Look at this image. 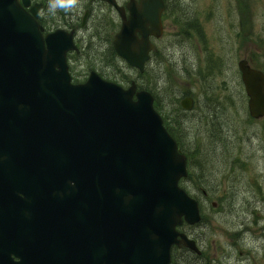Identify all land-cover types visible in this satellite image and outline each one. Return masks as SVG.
<instances>
[{"label":"water","instance_id":"water-1","mask_svg":"<svg viewBox=\"0 0 264 264\" xmlns=\"http://www.w3.org/2000/svg\"><path fill=\"white\" fill-rule=\"evenodd\" d=\"M144 4L152 25L131 17L113 41L142 72L164 8L162 0ZM24 5L0 0V264H18L9 257L21 246L40 252L25 264H170L174 244L194 249L177 230L199 220L179 186L186 158L152 94L96 72L73 84L72 36L44 39ZM239 67L251 115L264 116V74L246 59ZM181 104L191 109L192 99Z\"/></svg>","mask_w":264,"mask_h":264},{"label":"flooded vegetation","instance_id":"flooded-vegetation-1","mask_svg":"<svg viewBox=\"0 0 264 264\" xmlns=\"http://www.w3.org/2000/svg\"><path fill=\"white\" fill-rule=\"evenodd\" d=\"M114 1L115 4L107 0H77L74 4H68L66 0H29L30 4L26 10L35 9L36 19L42 25L44 35L62 31L61 36L68 38L71 34L76 48L68 51L67 61L73 82L79 76L82 79L81 82H85L92 71L97 72L104 79H109L110 72L118 71L119 54L115 50L113 40L122 25L131 17L135 25L136 18L140 25H152V22H147V17L144 14V2L147 0ZM162 1L164 8L161 11L160 22L163 25V34L160 37L154 35L149 37L150 41L157 46V49L150 53V61L156 59L157 55L161 53L160 42L164 38L165 27L170 25L168 16L173 0ZM134 10L135 13H133ZM190 15L195 16V12L188 14L185 11L184 17L175 21L176 24L173 23V25H181L180 33L182 35L191 29L188 25L195 23V21H191L193 17ZM92 25L97 26V29L91 31ZM102 25L106 29L105 31L100 29ZM82 30H84V35H80ZM117 30L119 31L117 32ZM99 35H102L104 38H101L106 40L105 49L101 50L104 55L103 66H89L85 75L79 74L77 68L86 59L83 57L88 54L86 48L90 44L92 45L87 42ZM184 43H187L186 39ZM248 61L252 67L264 72V65L257 66L250 59ZM183 70L189 72L186 56L183 58ZM246 95L249 108L250 98L247 91ZM185 97L192 99V108L190 109L192 110L196 105L195 95L188 93ZM196 113L201 125V135L205 134L208 137L207 149L204 148L202 140L199 141L195 152L186 149L180 135L178 144L179 150L187 162V175L181 178L180 186L194 200L199 212V220L196 223L189 225L184 222L179 230L193 240L195 248L191 249L183 244L174 245L171 252V264H179L180 260L187 264H214L216 254L220 256L217 259L218 264H229L234 253L231 250L232 245L237 248V255L232 258V264H264V262L261 263V214L252 215L251 219H240V215L246 214L249 207L253 206V213L261 212V159L264 157L261 119H264V116L260 115L258 118L251 116L259 120L260 124L258 141L255 144V142L248 141L250 138L248 134L230 136L229 131L223 127L218 114L208 101L199 102ZM250 146L254 148L250 149ZM255 157L259 162L257 174H255ZM191 182L195 184L194 188L191 187ZM222 206L225 208L221 209ZM217 209L221 212L232 213L235 211L239 218L233 222V226H229L228 223L227 225L223 223L220 226L221 233L227 236L225 244L204 246L206 238L208 239L214 233L216 226L212 222V218ZM187 227H193L195 235L187 231ZM17 251L18 255L10 252L9 262L24 264L27 260L26 248L21 246ZM183 251H187L193 258L192 261L188 260V254ZM36 254L34 251L35 257ZM101 264H106L104 257Z\"/></svg>","mask_w":264,"mask_h":264},{"label":"rangeland","instance_id":"rangeland-1","mask_svg":"<svg viewBox=\"0 0 264 264\" xmlns=\"http://www.w3.org/2000/svg\"><path fill=\"white\" fill-rule=\"evenodd\" d=\"M185 11L188 14L195 12V16L190 15L193 17L191 21L195 23L188 25L191 29L182 35L181 25L173 23L176 24L175 21L183 18ZM168 23L170 25L165 27L164 38L160 42L162 50L157 58L149 60L145 70L141 72L118 56V71L109 73L110 81L123 87H128L131 81H135L142 88L154 90L158 111L162 116L168 117L176 136L179 138L180 135L186 149L192 152L196 151L200 140L204 141L205 149L208 147V137L201 135V125L196 113L197 104L203 100L213 106L230 136L248 134V141L256 144L260 124L259 120L250 115L238 62L247 58L257 66L264 65V0H173ZM95 29V25L90 27L91 31ZM100 29L106 30L103 25ZM80 35H84V30ZM101 37L103 36L99 35L87 42L92 45L86 48L88 54L83 56L86 59L77 68L79 74L85 75L89 66H103L104 55L101 50L105 49L106 40ZM185 39L187 43H184ZM184 56L187 57L189 72L183 70ZM188 93L196 97V105L192 110H186L181 104ZM261 138H264V119H261ZM251 148L254 147L250 146ZM258 163V158L255 157V174L258 173ZM190 185L195 187L193 182ZM224 208L225 206L221 207ZM258 214H261L263 263L264 157L261 159V212L253 213L252 206L246 214L240 215V219H251L252 215ZM238 218L235 211L230 213L215 210L212 222L216 227L214 233L206 238L204 246L225 244L227 236L221 233L220 226L223 223L233 226ZM187 231L195 235L193 227H187ZM231 250L234 253L229 264H232V258L237 255L236 247L232 245ZM218 256L216 254L214 264H218ZM187 258L189 261L193 259L189 254ZM179 264L187 262L180 260Z\"/></svg>","mask_w":264,"mask_h":264},{"label":"trees","instance_id":"trees-1","mask_svg":"<svg viewBox=\"0 0 264 264\" xmlns=\"http://www.w3.org/2000/svg\"><path fill=\"white\" fill-rule=\"evenodd\" d=\"M156 106L158 107V103H156ZM167 127H169L168 130L170 129L171 132L173 133V135L176 137V133H175V131L173 130L174 127L172 128V126H169V125H168ZM170 130H169V131H170Z\"/></svg>","mask_w":264,"mask_h":264},{"label":"clouds","instance_id":"clouds-1","mask_svg":"<svg viewBox=\"0 0 264 264\" xmlns=\"http://www.w3.org/2000/svg\"><path fill=\"white\" fill-rule=\"evenodd\" d=\"M66 2H67L68 4H74V3L77 2V0H66Z\"/></svg>","mask_w":264,"mask_h":264}]
</instances>
